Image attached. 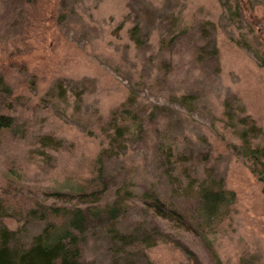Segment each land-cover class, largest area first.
Returning <instances> with one entry per match:
<instances>
[{"label": "rangeland", "instance_id": "374dc122", "mask_svg": "<svg viewBox=\"0 0 264 264\" xmlns=\"http://www.w3.org/2000/svg\"><path fill=\"white\" fill-rule=\"evenodd\" d=\"M0 82L17 243L117 200L134 244L85 216L83 262L264 264V0H0Z\"/></svg>", "mask_w": 264, "mask_h": 264}, {"label": "trees", "instance_id": "16d2710c", "mask_svg": "<svg viewBox=\"0 0 264 264\" xmlns=\"http://www.w3.org/2000/svg\"><path fill=\"white\" fill-rule=\"evenodd\" d=\"M136 34L134 32V35ZM12 125V118L0 115V131L6 128L11 129ZM120 128L118 127V131H120ZM118 135L122 136V133H118ZM262 166H264V163ZM200 198L202 202L201 209L205 213H209L220 204L224 197L220 193H214L212 189L202 188ZM116 202L117 200L106 209L100 207L82 209L77 207L70 210L48 207L50 217H60L63 219L62 222L59 224L51 221L46 223L38 234L32 236L25 243H17L15 239L16 232L8 230L0 223V264H87L81 260L80 243L83 234L81 225L84 223L85 216L95 218L103 213L107 214L108 221L106 224L108 225L110 238H112V246L116 249L117 247L134 244V239L129 237L128 234L119 232L114 224L115 219L118 217ZM157 210L159 214L163 213L161 214L163 217H170V219L175 220V223L179 222L177 216L173 214L167 216L165 208L160 206ZM3 216L4 212L0 209V219ZM149 239L148 236L145 237L144 240L140 241V244L145 248L149 247V244L152 243V239ZM145 264L153 263L146 262Z\"/></svg>", "mask_w": 264, "mask_h": 264}, {"label": "water", "instance_id": "95a60500", "mask_svg": "<svg viewBox=\"0 0 264 264\" xmlns=\"http://www.w3.org/2000/svg\"><path fill=\"white\" fill-rule=\"evenodd\" d=\"M262 193L264 194V188L262 189Z\"/></svg>", "mask_w": 264, "mask_h": 264}]
</instances>
